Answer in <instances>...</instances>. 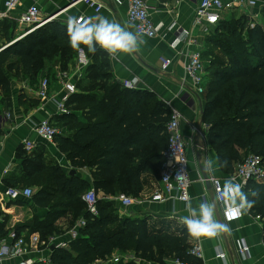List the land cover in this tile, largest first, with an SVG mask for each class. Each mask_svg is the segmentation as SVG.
I'll return each instance as SVG.
<instances>
[{"label":"trees","instance_id":"obj_1","mask_svg":"<svg viewBox=\"0 0 264 264\" xmlns=\"http://www.w3.org/2000/svg\"><path fill=\"white\" fill-rule=\"evenodd\" d=\"M249 21L245 14L224 17L212 29V35L206 36L205 44L211 47L202 49L203 61L204 56L210 58L202 119L209 126L208 141L218 154L220 166L229 175L250 153L264 158V6L260 22L252 27ZM15 27V21L6 20L0 29L8 42L14 39ZM80 48L90 63L77 87L80 89L84 80L90 85L84 89L87 93L71 96L69 113L56 116L60 133L55 142L67 153L74 168L91 170L93 181L89 183L57 164L48 165L44 158L33 159L25 154L30 164L39 162L38 168H30L31 175L39 176V188L30 198L36 205L48 208L49 214L46 221L34 219L13 230L19 235L26 229L30 234L39 232L41 239L48 241L57 230L55 220L71 212L75 219H85L86 224L69 249L56 247L51 252L50 264H95L96 260H108L116 251L134 252L156 264H169L174 257L201 264L190 253L192 244L186 232L151 231L144 218H121L106 198L98 200V215L89 213L82 197L91 187L97 194L102 191L106 196L126 194L137 198L145 186V173L161 178L171 108L149 91L129 89L114 80L102 51L91 52L85 45ZM79 49L70 46L67 25L54 21L0 51V91L4 94L0 115L2 105L11 97V78L3 74L2 61L15 56L16 61L10 62L8 68L17 77L36 81L48 64L66 69L75 63ZM72 107L81 110L87 121L80 122ZM66 125L74 131L71 135L65 134ZM245 189L248 200L253 202L248 211L264 218V184L250 181ZM11 230L0 227V240Z\"/></svg>","mask_w":264,"mask_h":264},{"label":"crops","instance_id":"obj_2","mask_svg":"<svg viewBox=\"0 0 264 264\" xmlns=\"http://www.w3.org/2000/svg\"><path fill=\"white\" fill-rule=\"evenodd\" d=\"M5 1L0 0V29L6 20L15 21L13 42L26 30V25L21 24L19 19L33 4L39 5L43 18H50L48 22L59 19L67 25V20L71 16L105 17L110 21L120 23L129 31L137 34L134 25L128 20V4L125 1L123 4H117L114 0H99L104 4V7L100 12H96L83 2L78 5H71L73 0H20L18 6L9 11L7 15L4 14L7 12ZM147 2L150 6L152 20L162 26L156 37H138L140 41L138 50L131 55L121 53L112 58L98 45L96 49L102 51L108 58L114 80L121 84L125 80L137 77L140 79V83L136 89L149 91L160 100L181 111V130L187 141L190 179L192 181L190 202L195 208H198L202 202L215 203V217L219 222L227 224L229 231L211 239L192 237L181 221V217L188 215L185 202L179 200L157 202L152 200L154 193L161 186V178L155 177L151 173L143 175L145 179L144 189L136 198L137 202L130 207H124L117 199L118 195L106 196L102 191H99L97 195L99 199L110 200L117 208L121 218L139 217L146 219L151 231L163 230L177 234L186 232L191 244L199 242L203 247L204 258L200 259L201 264H264V246L262 243L264 218L259 214L255 215L249 212L247 209L239 220L228 221L222 205L215 200L216 194L211 181L212 186L208 187L203 177L204 171L209 180L212 177H218L224 184L230 175L222 170L218 154L208 141L209 126L202 119L203 93H197L189 84L185 90L182 88V80L185 75V54L189 48L184 42L177 48L172 47L178 28H183L189 31L191 35L198 37L203 42L205 41L206 33L201 27L195 25V14L199 0H183L178 5L175 4V0H147ZM263 6L264 0H259V5L249 9V11L236 8L225 12L224 17L236 16L239 18L244 14H255L261 12ZM174 22H176V26L170 30V26ZM7 43H9L8 40L1 32L0 46ZM163 58L172 60V64L167 69L163 68ZM62 68L54 63L48 64L38 74L36 81L26 78L19 86H14L11 89L10 99H7V103L2 105L0 115V227L6 226L13 230L16 225L25 224L34 219L46 221L48 218L49 209L36 205L32 198L11 199L6 194V191L11 187L31 188L33 192L39 188L37 183L39 176L31 175L32 170L30 169L35 165V168H38L39 162H31L32 164H30L25 161L27 154L33 159L37 156L44 158L48 165L57 164L66 172L74 170L78 176L85 178L89 183L93 181L89 168H74L67 153L59 149L55 139L53 142L43 140L36 132L38 124L46 117H50L52 123L58 127L56 116L60 114L57 111V101L61 99L64 92L61 75L65 72H71L70 75L73 77L76 62L68 64L66 69ZM44 77H48L50 81V96L47 100H42L38 96L39 83ZM74 81L77 79L75 78ZM89 85L90 82L84 80L77 94L87 93L84 89ZM0 93V100H2L1 97L4 94L1 91ZM71 111L75 113L80 122L87 121L81 110L72 107ZM6 112L11 113L10 119L5 118ZM73 132L71 126L66 125L65 134L71 135ZM28 138L37 142L36 148L31 151L24 147V140ZM209 160L212 161V169L206 170L205 165ZM242 190L247 196L248 191L245 188ZM84 220L75 219L71 212L63 214L55 220L54 225L57 230L54 234L49 236L48 241L42 240L47 243L50 242L48 249L44 248L21 258L8 260L6 264H19L27 259L34 261L35 264H50L51 252L56 247L69 249L71 243L81 236L80 229L86 224H84ZM34 233L39 234V232ZM29 234L27 229L23 232V235ZM244 243L249 246V251L242 257L239 255V247ZM52 244L56 245L53 250L51 249ZM219 253H224L225 257H218ZM123 254L129 256L126 259L125 256L121 257L119 263L113 261L114 257ZM44 258L49 261L42 263L41 260ZM127 263L156 264L140 258L134 252L122 253L120 251L114 252L108 260L95 261V264Z\"/></svg>","mask_w":264,"mask_h":264},{"label":"built area","instance_id":"obj_3","mask_svg":"<svg viewBox=\"0 0 264 264\" xmlns=\"http://www.w3.org/2000/svg\"><path fill=\"white\" fill-rule=\"evenodd\" d=\"M20 0H6L5 5L7 15L9 11L15 9ZM128 4V20L131 22L136 30L138 37L153 38L159 34L161 25L154 23L150 14V6L147 0H114L117 4ZM183 0H175V4L178 5ZM85 3L96 12H100L104 4L99 0H73L71 5H78L79 3ZM259 5V0H199L195 14V25L203 29L204 33L212 31V29L224 18V14L227 11H231L236 8L249 9ZM246 15V14H245ZM250 19V25L255 26L257 22H260L261 12L255 14H247ZM87 17L86 15L78 16L77 18ZM20 23L26 25V30L18 38H23L25 35L33 32L35 29L48 23L50 18H43L41 15V9L39 5H31L25 13L19 19ZM176 22L170 26V30L174 29ZM182 42L189 48L185 54L184 70L185 75L182 80V88L185 90L187 84L199 94L204 93V61L202 57V45L203 41L198 37L191 35V33L183 28L177 29V36L172 42V47L177 48ZM13 41L0 46V51L12 44ZM163 68L167 69L172 60L163 58ZM76 68L74 76L70 75L71 72L62 73V85L63 96L57 101V111L59 114L69 113L68 102L73 94L78 91L77 83L83 78L85 69L90 63V59L87 56L85 50L80 48L76 58ZM77 81H74V79ZM140 79L135 77L131 80H125L122 85L129 89H136ZM38 96L42 100L49 99L50 96V81L48 77L42 78L39 83ZM171 114L167 123V133L169 136L168 146L163 152L164 163L161 169V186L154 193L152 200L157 202L179 200L182 202H189L191 200L190 188L192 181L190 179L189 159L187 154V141L181 130L182 113L181 111L170 105ZM6 119L11 118V113L6 112L4 114ZM37 134L46 141L53 142L56 134L60 133L58 127H56L50 117H46L38 124L36 128ZM37 142L34 139L24 140V147L26 150L31 151L35 149ZM229 178L234 182L239 183L246 188L250 181L257 183H264V158L261 155L250 153L244 160L238 164L234 173ZM213 185L215 194L223 188V182L218 177L210 178ZM6 194L11 199H18L21 197H31L33 191L31 188H19L11 187L6 191ZM83 200L87 203L88 211L93 216L98 215V200L99 197L95 189L91 188L83 195ZM117 199L124 207H130L134 205L137 200L132 196L126 194H120ZM223 207L224 214L228 221H237L241 216L235 219H230L228 215L227 206L220 203ZM86 223L85 220L83 221ZM264 246V237H263ZM50 242L42 241L38 233L30 235H19L15 230H12L6 238L0 240V263L6 264L8 260L21 258L29 253L41 251L44 248H49ZM65 245V244H64ZM249 251V246L244 243L239 247V255L244 257ZM190 253L199 259L204 258L203 247L201 243L196 242L192 244ZM125 259L128 254L119 255L113 258L115 263L120 262V258ZM218 257L224 258V253H219ZM46 258L41 262H48ZM19 264H35L34 261L27 259L21 261ZM169 264H190L186 263L178 258L171 259Z\"/></svg>","mask_w":264,"mask_h":264},{"label":"clouds","instance_id":"obj_4","mask_svg":"<svg viewBox=\"0 0 264 264\" xmlns=\"http://www.w3.org/2000/svg\"><path fill=\"white\" fill-rule=\"evenodd\" d=\"M67 34L73 49L85 45L89 51L95 52L98 45L112 58L121 53L133 54L138 50L140 43L137 34L105 17L71 16L67 20ZM226 165L227 161L224 162V166ZM205 169H212L211 160L206 163ZM242 189L241 184L229 178L224 181L223 188L217 192L215 200L227 206L230 219L238 218L252 207L253 202L248 200ZM215 207V203L208 202L200 203L198 208L193 207L190 201L186 203L188 215L181 217V221L192 237L211 239L229 231L227 224L216 219Z\"/></svg>","mask_w":264,"mask_h":264},{"label":"rangeland","instance_id":"obj_5","mask_svg":"<svg viewBox=\"0 0 264 264\" xmlns=\"http://www.w3.org/2000/svg\"><path fill=\"white\" fill-rule=\"evenodd\" d=\"M54 21H57V22H59L60 21V23H62V24H64L65 22H63L62 20H53V21H51V22H54ZM3 27V26H2ZM253 27V26H252ZM213 32V31H212ZM1 33V32H0ZM212 35V33H211V31H209L208 33H206V35ZM3 36H4V34H3ZM206 42L204 41L203 42V45H202V49H204L205 47H211V46H208V44H205ZM215 51H217V53H219V51L218 50H216L215 49ZM16 57L14 56V57H8L7 59H5L4 61H2V64H1V68L3 69V74H5V76L6 77H10L11 79H10V81H11V89H13L14 88V86L15 87H17V86H19L20 85V83L24 80V79H26L27 77L26 76H20V77H17V75H15V72H14V70H10L9 68H8V64L10 63V62H12L13 63V61H16ZM210 58H209V56H204V66H205V70H204V79H205V83H206V81H207V78H206V75H207V61L209 60ZM13 75V76H12ZM4 77V76H3ZM206 87V86H205ZM1 94V93H0ZM4 96V95H3ZM1 97L2 99L4 98V97ZM248 155H246L245 157H247ZM244 157V158H245ZM243 159V158H242ZM260 215V214H259ZM261 216V215H260ZM263 218V217H262ZM174 256H172V258H173ZM174 258H176V257H174Z\"/></svg>","mask_w":264,"mask_h":264},{"label":"water","instance_id":"obj_6","mask_svg":"<svg viewBox=\"0 0 264 264\" xmlns=\"http://www.w3.org/2000/svg\"><path fill=\"white\" fill-rule=\"evenodd\" d=\"M17 40H19V39H17ZM17 40H16V41H17ZM70 173H71V174H74L75 171L73 170V171H71ZM203 177H204V179H205V181H206L207 186H208V187H211L212 185H211V183H210L209 177H208L207 173L204 172V171H203ZM55 247H56L55 244H52V245H51V249H52V250H53Z\"/></svg>","mask_w":264,"mask_h":264}]
</instances>
